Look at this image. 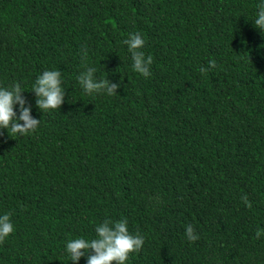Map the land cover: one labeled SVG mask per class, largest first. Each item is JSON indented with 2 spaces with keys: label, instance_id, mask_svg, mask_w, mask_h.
I'll use <instances>...</instances> for the list:
<instances>
[{
  "label": "trees",
  "instance_id": "obj_1",
  "mask_svg": "<svg viewBox=\"0 0 264 264\" xmlns=\"http://www.w3.org/2000/svg\"><path fill=\"white\" fill-rule=\"evenodd\" d=\"M261 4L0 0V88L20 83L41 119L26 135L0 129V216L14 226L0 264H87L66 245L105 220L144 238L125 264H264ZM134 33L147 78L123 43ZM89 67L117 93L87 94ZM46 70L65 98L44 113L31 89Z\"/></svg>",
  "mask_w": 264,
  "mask_h": 264
},
{
  "label": "clouds",
  "instance_id": "obj_2",
  "mask_svg": "<svg viewBox=\"0 0 264 264\" xmlns=\"http://www.w3.org/2000/svg\"><path fill=\"white\" fill-rule=\"evenodd\" d=\"M254 25L264 34V4L259 6ZM123 43L128 46L133 61V69L145 78L150 76V65L153 63V58L151 56L145 58V54L140 51L145 44L142 36L139 33L131 34L130 38L124 40ZM209 64L212 68L216 66L214 60L209 61ZM95 71V68L89 67L78 76L83 90L89 95L106 92L111 96L117 93V89L121 85L107 80H95ZM200 71L205 73L208 69L201 68ZM31 91L36 95V106L44 113L48 110L61 108L64 103L65 90L62 87L59 71H44L36 79ZM23 92L20 83L14 84L10 89L0 88V129H8L10 136L12 134L26 135L35 132L41 121V119H36L31 115V105L26 97L22 95ZM17 104L19 105V115L15 110ZM20 121H23V123H20ZM242 200L248 207L252 206L247 196L242 197ZM13 231L14 226L11 223L10 214L0 216V243H3ZM95 231L97 238L91 241L78 238L67 243L66 247L68 253H70L71 261L78 262L81 257L87 256V264H125L129 259V255L140 251L144 244L143 236L133 235L129 232L125 220L114 223L105 220L96 226ZM261 234V231L257 230L256 237L259 238ZM186 238L190 242L199 239L198 234H194L192 225H188L186 228Z\"/></svg>",
  "mask_w": 264,
  "mask_h": 264
}]
</instances>
